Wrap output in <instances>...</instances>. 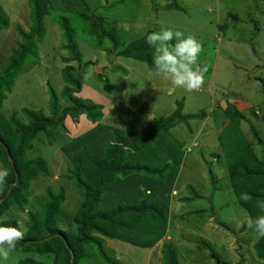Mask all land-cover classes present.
<instances>
[{"label": "rangeland", "instance_id": "rangeland-1", "mask_svg": "<svg viewBox=\"0 0 264 264\" xmlns=\"http://www.w3.org/2000/svg\"><path fill=\"white\" fill-rule=\"evenodd\" d=\"M45 1L42 36L34 41L36 60L23 61L11 83L0 89V115L27 125L24 111L39 112L56 122L26 140L17 162L36 163L39 174L19 183L0 210V226L23 225V241L29 245L51 231L60 239L76 237L79 226L71 219L81 192L73 174L91 181L92 161L104 163L107 152L121 146L125 165L157 172L113 174L98 211L154 203L163 210L165 225L122 218L120 229L102 225L101 232L99 220H93L94 227L86 231L91 240L78 247L75 264H165V252L172 251L177 264H264L255 250L260 236L248 228L226 171L235 160L234 171L244 166L239 152L246 145L264 164V0ZM0 8L7 19V27L0 29L1 69L13 50L26 45L17 30L31 34L33 24L28 0H0ZM162 29L192 34L201 42L194 67L206 71L198 91L173 90L154 74V64L121 56L134 50L140 60L153 63L146 38ZM106 34L116 39V49ZM69 38L79 62L68 49ZM65 66L79 71L73 74L80 85L77 93L62 78ZM87 69L93 75L85 80ZM66 88L71 90L64 94ZM85 102L97 108L86 115ZM74 104L83 109L62 117V109ZM91 114L100 117L95 121ZM166 120L150 147H127L130 132L139 135L148 124ZM0 169H5L1 160ZM141 223L147 231H140ZM135 242L152 245L136 247ZM30 250L0 263H54L52 253Z\"/></svg>", "mask_w": 264, "mask_h": 264}, {"label": "trees", "instance_id": "trees-1", "mask_svg": "<svg viewBox=\"0 0 264 264\" xmlns=\"http://www.w3.org/2000/svg\"><path fill=\"white\" fill-rule=\"evenodd\" d=\"M29 6L31 9L30 19L33 24L32 33H24L20 30H17L18 34L21 36V39L24 40L26 45L23 49L19 48L18 51H12V56L8 58L7 62L0 69V89H2L6 84L11 83L13 80L15 72L21 68L23 61L27 58L36 60V50L34 47V41H38L42 36V17L47 14L46 1L45 0H28ZM7 27V19L0 8V29H5ZM34 39L32 40V37ZM106 37L109 39L112 44V47L116 49L117 43L116 39L112 40V37L106 34ZM115 38V37H114ZM69 41L70 53L73 56V60L76 62L80 61V55L76 51V47L72 44V41ZM113 42V43H112ZM146 52V51H145ZM121 56L133 60H138L144 62L146 65L152 66L153 63L151 59L145 58L140 60L138 53L133 51H125L121 53ZM73 74L76 77L79 75V71L73 69L70 66H65L62 69V78L64 81L70 85V88L64 89V94L67 91H72L77 93L80 91L79 82L75 81ZM7 89V86L5 87ZM53 95L50 96V100L53 99ZM71 102H74L69 98ZM2 100V95L0 94V102ZM87 106V109L84 108L83 111H86L85 114L88 115V112L91 109L95 110V106L84 103ZM83 108L75 104L72 107H65L62 109V117L68 116V114H77ZM28 118V124L24 125L16 121L12 117L9 121H5L0 115V160L3 163L5 169L8 170L9 175L6 178V185L0 188V210L5 205L6 201L9 198H13L14 193L17 191L19 183L27 179L33 178L39 174L36 170V163H31L26 161L24 164H19L17 158L25 151L26 140L34 137L35 134L42 128V126L47 125L49 127L54 126L55 119L53 116L45 117L39 112H26ZM141 110L138 111V116L141 114ZM92 119L95 121L99 119V115H92ZM89 118V117H88ZM61 120V119H60ZM59 120V121H60ZM167 121L159 124L156 121L148 124L142 134H134L130 132L128 134V146L134 151H139L150 147V145L157 138V135L165 130ZM58 122V121H57ZM159 124V125H158ZM142 136V137H141ZM141 137V138H140ZM230 156L235 152L228 153ZM243 157V165L240 169L235 170L237 167V160L233 161L234 163L228 164L226 171L228 172V177L231 183L232 192L237 201V205L245 212L247 217H251L253 220L258 216L264 215V209L258 207L259 203H264V164L257 163L253 158L250 149L246 145L244 150L239 152ZM123 148L116 147L115 150L107 152V158L104 163L98 164L96 161H92V169H94V174L91 181H87L84 177H81L78 172L73 174V180L80 189L81 203L77 207L76 212L74 213L73 218L71 219L75 225H78L76 237L70 238L69 236L63 237L60 239L55 231H51L50 237L46 239H32L30 245L27 243L26 239H23L18 243L17 250L15 252H28L32 249L36 253H52L53 254V264H69L70 257H72V263L75 264L77 261L78 247L90 241L86 231L88 226L94 227L93 220H99L96 223L100 226V231L102 232L101 226H107L111 229H120L122 225L119 220L122 218H129L133 221H146L147 219L156 220L160 225H165V214L162 209L157 207L154 203L146 204L145 202L140 203L139 205H133L130 207H122L117 205L114 208L109 209L108 211L99 212L98 205L101 201V196L104 192L105 184L110 183L111 176L120 174L122 176L142 172L146 176H155L156 169L149 168L147 166L135 165L129 166L125 165L122 161ZM250 162V163H249ZM240 163V162H239ZM166 165V164H165ZM263 165V166H261ZM169 166L166 165L165 168ZM78 171V169H77ZM109 182V183H108ZM8 191V192H7ZM246 193L250 197L249 200H242L241 194ZM95 215V216H94ZM16 221L8 222V226L18 227L15 223ZM3 226L5 222L1 223ZM10 224V225H9ZM142 224V226H141ZM139 226L140 231L145 228V224L141 223ZM143 227V228H142ZM45 229L47 227L45 226ZM143 231H147L144 230ZM139 231V234H141ZM53 239L51 242L48 240ZM44 240V241H43ZM29 242V241H28ZM140 243V242H139ZM152 244H144L141 242L133 243V246L148 247ZM98 246V245H97ZM98 248V247H97ZM256 255L260 259H264V237H259L258 241L255 244ZM57 251H60L63 255L58 257ZM164 253V252H163ZM167 259H165V264H177L175 260V253L165 252ZM1 264V263H0ZM16 264H37L30 260L23 259Z\"/></svg>", "mask_w": 264, "mask_h": 264}, {"label": "clouds", "instance_id": "clouds-1", "mask_svg": "<svg viewBox=\"0 0 264 264\" xmlns=\"http://www.w3.org/2000/svg\"><path fill=\"white\" fill-rule=\"evenodd\" d=\"M176 40L175 44L171 42ZM146 44L152 48L154 74L170 82L172 89L183 88L186 91H198L204 84V71L198 64L202 52V44L195 35L185 37L179 30L162 29L160 32L147 36ZM93 75L92 69L85 70L84 79ZM9 175L7 169H0V188L6 185ZM242 200L250 199L248 194L242 193ZM258 207L264 209V203ZM248 228L253 229L260 237H264V215L254 220L249 217L246 221ZM19 227L0 226V261H8L11 254L17 250L18 243L23 239L24 232Z\"/></svg>", "mask_w": 264, "mask_h": 264}, {"label": "crops", "instance_id": "crops-1", "mask_svg": "<svg viewBox=\"0 0 264 264\" xmlns=\"http://www.w3.org/2000/svg\"><path fill=\"white\" fill-rule=\"evenodd\" d=\"M1 264H4V263H1Z\"/></svg>", "mask_w": 264, "mask_h": 264}]
</instances>
